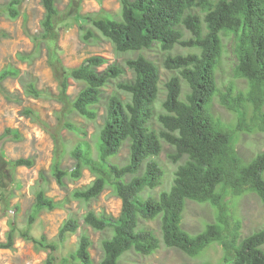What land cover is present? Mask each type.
<instances>
[{"label": "trees", "instance_id": "16d2710c", "mask_svg": "<svg viewBox=\"0 0 264 264\" xmlns=\"http://www.w3.org/2000/svg\"><path fill=\"white\" fill-rule=\"evenodd\" d=\"M59 1L41 0L45 13L40 31L32 35L25 27L33 51L19 55V59L30 63L47 49L48 65L59 82L58 101L63 109L76 113L86 122H95L99 107L105 108L98 159L92 157L88 143L81 141L70 154L74 166L63 168L65 142L58 132L54 134L56 145L51 165V175L62 188L66 180L79 181L85 170L95 175L90 186L70 195L73 200L94 201L110 187L122 202L117 218L92 211L84 216V224L92 230L111 232V236L102 241L103 255L99 264H119L120 259L131 252L151 256L162 244L192 258L218 244L223 248L224 264H264V227L243 237L242 221L232 208V200L247 193L257 195L264 203V153L246 161L237 150L240 132H264V0H117L121 5L120 19L103 10L75 17L77 22L86 24L81 27L85 42L96 38L97 31L114 46L117 54L139 53L156 46L165 53L177 46L194 51L187 55H168L164 59L165 69L177 72L178 76H172L165 85L164 113L158 116L160 131L152 126L161 80L157 64L142 54L126 60V68L133 78L125 81L127 72L118 64L101 70L108 64L102 56L90 57L76 68H66L59 55L62 20ZM21 5L22 0H10L0 6V15L18 20ZM26 22L24 17L25 26ZM186 31L190 34L188 39ZM224 36L234 37L238 60L234 73L248 83L246 92L236 90L235 86L228 87L224 93L219 91L217 70L223 56ZM9 77L19 80L26 97L50 98L39 89L37 81L21 75L17 69L2 71L0 82ZM71 80L83 85L72 102L67 95ZM182 81L189 88L185 94ZM110 85L116 87L117 93L108 96L105 90ZM122 93L127 96L125 100L120 96ZM218 95L220 103L235 115V126L214 116L212 105ZM24 113L46 126L34 110L27 108ZM61 115L64 129L80 137L86 135L83 128L63 118L64 113ZM10 138L20 141L21 135L8 128L0 136V142ZM163 142L174 149L171 161L181 164L170 190L157 198H144L146 190L163 184L165 172L156 160L162 153ZM126 143H129V163L113 173L104 169L103 163L116 156ZM9 164L14 168H33L35 161L20 158ZM188 201L209 204L216 212L215 222L196 235L182 228ZM64 206L65 201H56L40 191L28 214V228L19 231L12 226L5 242H0V251L13 250L16 238L20 237L47 253L46 264H56L58 245L47 243L45 237H33L31 227L42 212ZM157 220L161 237L141 226L142 221ZM79 228V220L70 217L59 231L60 243ZM92 247L90 234L83 231L75 252L63 258L60 264H94Z\"/></svg>", "mask_w": 264, "mask_h": 264}, {"label": "rangeland", "instance_id": "374dc122", "mask_svg": "<svg viewBox=\"0 0 264 264\" xmlns=\"http://www.w3.org/2000/svg\"><path fill=\"white\" fill-rule=\"evenodd\" d=\"M10 0H0L3 6ZM58 8L61 12V30L59 51L60 58L66 68H76L82 62L93 56H102L108 60L109 65L118 64L125 68L127 74L123 80H132L133 75L128 71L125 61L137 58L140 54L155 62L160 68L161 80L159 85V96L155 104V120L153 128L161 130L158 116L164 113L162 104L166 99V83L172 76H178L177 72L168 71L163 66L164 59L168 56L178 54L186 55L194 51L177 46L172 52H162L159 47L142 52L128 54H117L114 46L95 31L96 38L85 42L82 39V26L75 20L77 15H91L106 11L113 18L120 19L121 6L117 0H60ZM21 16L12 21L0 15V73L9 69H17L23 76H29L37 81L40 90L49 95L50 98L33 99L26 97L18 79L9 77L0 82V136L8 128L17 130L21 140L4 139L0 142V242H5L7 234L12 226L19 231L28 228V214L35 202L36 195L44 191L46 195L56 201H65V206L55 211H44L35 224L31 227V235L37 239L45 237L47 243L58 245L55 253L56 264H60L63 258L69 257L75 252L80 234L83 231L90 234L93 247L91 250L94 264H99L102 259V241L111 236L110 231L97 232L84 224V216L92 211L97 215L107 217H119L122 210L121 200L114 195L110 187L94 201L80 202L73 200L70 195L75 190L86 189L95 180V175L85 170L79 181L66 180V186L60 187L51 175V165L54 158L55 138L60 132L65 142L66 155L62 160V167L71 169L74 161L71 158L72 149L81 141L88 143L92 157L97 160L99 134L104 124L105 108L99 107V117L95 122H86L76 113H70L63 109V104L58 101L61 92L59 82L48 65L47 49L43 50L40 58L34 61L22 62L21 54H29L33 51V43L25 33L27 27L30 34H37L41 29V21L44 18V9L41 0H22ZM24 17L27 18L26 26ZM90 27V26H89ZM186 38L190 34L186 31ZM224 52L220 66L217 70V85L220 93L227 91L230 86L236 90L246 92L248 83L235 76L234 70L238 64L235 55V40L233 36L223 37ZM9 68V69H8ZM184 94L189 88L182 81ZM83 85L73 80L67 91L70 101H74L82 90ZM105 93L110 96L117 93L116 87L110 85ZM123 100L127 96L120 95ZM30 108L40 115L41 121L46 126L34 122L25 116V109ZM212 112L215 117L223 123L235 126L237 123L235 115L227 110L221 103L219 95L214 99ZM63 118L84 129L86 135L80 137L62 127L60 121ZM64 120V119H63ZM237 150L246 161L252 160L257 154L264 153V132L244 131L238 134ZM174 149L163 142L162 153L156 160L163 168L165 175L163 184L154 189L146 190L144 198L148 196L159 197V195L170 190L173 185L175 173L181 163H173L170 155ZM129 143L124 144L120 152L103 163L104 169L113 173L116 168L123 167L129 163ZM20 158H31L35 161L33 168L11 167L9 162ZM7 201V203H6ZM234 214L242 221L243 237L264 227V203L260 198L247 193L232 200ZM79 220L80 228L75 234H69L67 239L60 243L59 231L63 224L70 218ZM216 212L209 204H199L188 201L183 216L182 228L191 235L201 233L207 225L214 223ZM143 227L152 229L161 237L160 222H143ZM47 253L37 249L33 243L17 237L13 250L0 251V264H46ZM209 262L211 264H224V252L221 245L214 244L199 257L192 258L182 251L161 245L160 249L153 255L143 257L134 252L124 255L119 264H199Z\"/></svg>", "mask_w": 264, "mask_h": 264}, {"label": "clouds", "instance_id": "9594fccd", "mask_svg": "<svg viewBox=\"0 0 264 264\" xmlns=\"http://www.w3.org/2000/svg\"><path fill=\"white\" fill-rule=\"evenodd\" d=\"M121 6V5H120ZM107 40V39H106ZM193 51V50H192ZM224 52V51H223ZM190 54V53H189ZM187 55V54H186ZM107 60V59H106ZM108 61V60H107Z\"/></svg>", "mask_w": 264, "mask_h": 264}]
</instances>
